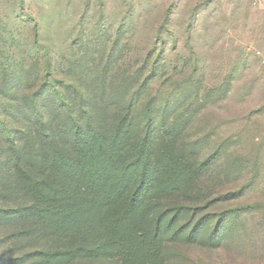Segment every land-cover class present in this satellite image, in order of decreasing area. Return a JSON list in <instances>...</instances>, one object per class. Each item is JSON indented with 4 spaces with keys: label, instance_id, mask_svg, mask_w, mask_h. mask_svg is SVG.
<instances>
[{
    "label": "rangeland",
    "instance_id": "374dc122",
    "mask_svg": "<svg viewBox=\"0 0 264 264\" xmlns=\"http://www.w3.org/2000/svg\"><path fill=\"white\" fill-rule=\"evenodd\" d=\"M151 98L165 106L156 118L166 117L154 151L171 145L175 161L209 162L184 190L158 198L163 217L146 222L160 234L161 264H264V0H0V206L34 201L13 151L41 155L38 133L57 134L68 109L111 119L126 106L139 114ZM198 221V238L187 239ZM217 223L220 242L208 245ZM80 240L0 214V264H50L21 255Z\"/></svg>",
    "mask_w": 264,
    "mask_h": 264
},
{
    "label": "trees",
    "instance_id": "16d2710c",
    "mask_svg": "<svg viewBox=\"0 0 264 264\" xmlns=\"http://www.w3.org/2000/svg\"><path fill=\"white\" fill-rule=\"evenodd\" d=\"M82 108L85 119L68 109L55 128L57 134L48 128L40 130L36 148L42 154L38 157L30 145L23 152L14 149L15 172L34 201L25 207L0 206V214L36 217L56 235H79L80 243L58 250L33 248L21 256L39 254L48 257L50 264H65L77 257L161 264L160 234L146 222L149 217H163L158 198L184 190L209 162L196 166L180 155L175 161L177 153L170 151L171 145L154 151L156 131L166 122L163 115L156 118L165 106L155 98L139 114L126 106L111 119L104 116V109L96 113ZM176 123L167 126L171 137ZM36 165L52 172L50 181L42 182L33 174ZM229 211L218 213V218ZM199 224L186 233L187 239L198 238ZM220 239L217 223L205 242L217 245Z\"/></svg>",
    "mask_w": 264,
    "mask_h": 264
}]
</instances>
